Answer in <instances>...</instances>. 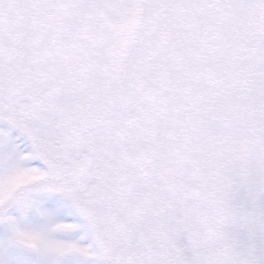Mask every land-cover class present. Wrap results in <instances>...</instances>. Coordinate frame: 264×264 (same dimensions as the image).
<instances>
[{
    "label": "snow or ice",
    "instance_id": "1",
    "mask_svg": "<svg viewBox=\"0 0 264 264\" xmlns=\"http://www.w3.org/2000/svg\"><path fill=\"white\" fill-rule=\"evenodd\" d=\"M0 264H264V0H0Z\"/></svg>",
    "mask_w": 264,
    "mask_h": 264
}]
</instances>
